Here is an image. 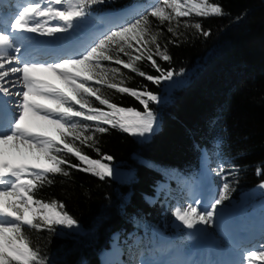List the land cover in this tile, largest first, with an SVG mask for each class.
I'll list each match as a JSON object with an SVG mask.
<instances>
[{"label": "trees", "instance_id": "obj_1", "mask_svg": "<svg viewBox=\"0 0 264 264\" xmlns=\"http://www.w3.org/2000/svg\"><path fill=\"white\" fill-rule=\"evenodd\" d=\"M133 1L104 0L101 9ZM208 2L220 5L223 14L181 18L201 23L208 36L181 26L178 31L182 35L177 39L167 32V22L159 25L150 18L152 30L162 32L158 42L162 48L167 46L172 58L168 62L154 56L159 66L177 75L195 69L185 83L166 95L162 94L163 83L153 84L108 62L120 68L114 82L123 80L122 86L146 88L161 97L159 104L149 105L157 114V128L145 140L106 125L107 132L95 133V147L113 157L110 165L132 174L126 181L111 177L101 180L63 165L69 176L50 175L53 183L36 191L37 199L63 202L64 210L82 229L81 234L60 236L55 226L53 231L25 226L31 246L39 250L45 264H99L98 254L108 246L114 232H150L164 213L158 204H148L145 197L153 194V187L161 180L174 183L195 175L203 150L217 173V183L222 187L229 184L227 200L247 191L258 207L264 204V0ZM136 66L147 74L159 75L146 59ZM96 87L118 106L143 111L134 97L107 86ZM91 101L96 107H104L94 97ZM76 146L99 158L93 148L79 142ZM60 155L73 164L80 163L71 154Z\"/></svg>", "mask_w": 264, "mask_h": 264}, {"label": "snow or ice", "instance_id": "obj_2", "mask_svg": "<svg viewBox=\"0 0 264 264\" xmlns=\"http://www.w3.org/2000/svg\"><path fill=\"white\" fill-rule=\"evenodd\" d=\"M103 2L26 0L9 27L11 33L55 36L68 32L76 22L89 15L91 6ZM193 14L219 16L223 10L208 0H154L143 13L117 24L78 53L55 61L22 60L21 48L11 33L0 32V93L10 95L3 83L10 74L17 77L16 83L20 86L14 93L18 102L7 121V129L0 126V264H45L39 250L31 246L25 226L35 230L47 227L53 231L57 225L73 228L77 224L64 210L63 202L36 198L39 188L53 183L50 175L69 176L63 165L91 173L101 180L114 174L109 163L113 157L101 154L95 147L98 143L95 133L107 132L105 125L140 137L154 132L158 117L149 105L159 104L161 97L146 88L122 86L123 80L114 82L121 74L120 68L107 67L105 62L122 66L156 85L171 81L177 73L161 68L154 59L157 56L170 62L172 58L167 46L162 48L158 42L162 32L159 28L155 32L152 30L150 18H155L159 25L167 22V32L177 39L182 35L178 31L181 26L208 36L210 33L203 30L201 23L181 21ZM121 54L128 59H122ZM145 59L159 75L147 74L136 66ZM96 85L134 97L143 106V111L118 106L103 97ZM93 97L104 107L93 106ZM3 103L0 100V104ZM76 142L93 148L99 158L94 159L81 151ZM61 153L73 155L80 163H71ZM257 174H260L259 169ZM228 191L229 184L224 183L219 198L209 206L210 210H200L198 203L196 206L189 203L186 207H177L173 215L188 229H194L198 224H212L217 206L229 198ZM242 256L241 264L264 261V245L249 249Z\"/></svg>", "mask_w": 264, "mask_h": 264}, {"label": "rangeland", "instance_id": "obj_3", "mask_svg": "<svg viewBox=\"0 0 264 264\" xmlns=\"http://www.w3.org/2000/svg\"><path fill=\"white\" fill-rule=\"evenodd\" d=\"M24 2L26 3V0ZM153 3H154V0H151L150 2H148V4H147L148 8ZM20 7H18L17 10H19ZM2 14H3V11H0V25H3L2 21H1V15ZM5 14H9L10 16H12V18L14 17L12 15L13 13H9L8 12V13H5ZM101 16L97 17V18H101ZM4 17H5V15H4ZM92 17L93 16L90 15V16H87L84 20L76 22L75 26L73 27V29L71 31L78 34L79 33V28L81 30H83V27L89 26V24H91L92 20L94 19ZM129 20L130 19L125 20V19H122L120 17L119 18V24L120 23H126ZM52 23H56V22H52ZM114 27L115 26H113V27H108L107 26L106 28L102 29L100 31V33H98L95 37H93L92 41L89 44H87V45H90L91 43H93V41H95L97 38H99L103 33H105L106 31H108V30H110V29H112ZM98 30H100V29H98ZM0 32H5V31L0 30ZM7 32H10V31H7ZM68 32L57 33L55 36L59 37L60 40H62L64 38V36ZM11 34H15V33H11ZM29 36L30 35H27V37H29ZM87 36H82V39H85ZM48 37H50L54 41H57L53 36H48ZM72 37H74V35ZM67 38H68V41L71 40L69 37H67ZM82 39L79 42H77V45L80 44ZM24 40H25V38L22 39L20 42H22ZM59 43H61V44H59V46L61 45V47L59 48V46H58L55 49L52 48V53L51 54H54V55L58 54V56H59L62 53L71 52L72 48L75 47V45H74V47H72L71 44H70V48L72 47L71 49H69V50H61L62 49V45L66 46L70 42H67L66 44H64L62 42H59ZM23 46H24V44L22 43L21 47H23ZM46 46H47V44H46ZM48 47H49V45H48ZM72 55H74V54L64 55V56L59 57L58 59L66 57V56H72ZM50 56L51 55L42 56L41 58H39V61H54L53 58H50ZM121 58L125 59V60L128 59L127 57H124V56L123 57L121 56ZM105 66L112 67L111 65L108 64V62H105ZM7 68H8V66L6 65L5 66V70H7ZM194 71H195V69L180 73V74L174 76L171 81H162V83H163L162 84L163 85L162 88L167 87L165 92L162 93V94L166 95L172 88H174L176 86L178 87V86L182 85L183 83H185L187 81V79H189L188 77L192 74V72L194 73ZM5 80H8L7 77L5 78ZM91 103H92V101H91ZM93 106H94V104H93ZM157 124H158V122H157ZM132 136L137 138V139L144 140V139H146L149 136V134H146V136H144V137L135 136V135H132ZM204 159H205V163H204V170L205 171L199 177L201 182L204 184V189L201 187V193L203 192V194L207 193L209 195H212V191H213L214 195H212L210 197L208 203L206 202L204 204V206L202 205L203 207L199 206V209L200 210H210L209 206L211 205V203H213L215 201V199L219 198L220 190H216V192H215V187L211 184L212 177H213V172L208 167V159L206 157H204ZM111 167L113 168V173H114L111 176V178H114L116 180H124V181H126L132 175L129 172H126L123 169H120V168H117V167H114V166H111ZM157 188H160V190H156ZM161 188H163V189H161ZM201 193H200V195H201ZM163 194H164L165 197L160 199ZM200 195H197V197H195V199H194L195 203H193L194 206H196L198 202L203 201L204 196L201 197ZM185 198L186 199H190L191 197L181 194L180 191H178L176 187H170L167 182H160L159 184L154 186V194H153V196L146 197L145 199H146L148 204H151V203L153 204V203L157 202V204H159L162 207V209H163L162 211H164L167 214V217L170 219V223L169 224L165 223V220L161 221L160 229L161 230H163V229L169 230L171 236L170 237H166L165 234H162L160 232L161 230L160 231H156V233L158 235V238H159L158 241L162 245L159 246V247L154 248V250H152L153 255L150 256L149 258H145L143 255H138V252L136 251V249L133 248V250L131 252L132 255H130L129 261H128L127 264H137V262L134 263V260L136 261V258H137V260H139V264H149L150 259H153V258L161 260L164 255L168 254V251H166V248H167L166 243H168V242H170V241H172L174 239H176V240L178 239L179 240L176 243V246L174 247L176 249H180V248H184V247L190 248V246L193 245L197 241H199L198 242V244H199V243H202V240L215 239L214 237H216L215 236L216 233L213 230V224H208V225L198 224L196 226V228L188 229L184 225H182L181 222L178 221L176 219V217L173 215V212L175 211V209L177 207L183 208V207H186L188 205L187 202L189 203L190 200L187 201L186 203H183ZM184 204H187V205H184ZM226 207H228L229 210H227ZM233 207H234V211L237 212V214H236V222H233V225L235 227L239 228V230L240 229L243 230V226H248L247 231L250 230L251 228H250L249 224L251 222V219L248 218V217H252L253 218V222H252L251 226L259 228L260 230L264 231V224H262L261 222H255V219L258 217V215H260V214H262L264 212V207H263V209L261 211H259V212L257 211L256 212L255 209H253L254 206L251 204L247 193H241V194H239L237 196L236 200L235 199H231L225 204L222 203V204L218 205L217 206V210H216V214H215L214 219H213V223L214 224L217 223V221L219 220L220 214L224 213L225 209L228 212H231L230 208H233ZM251 208L254 211H251ZM227 213L224 215V217L227 216ZM244 216H247V217H244ZM225 221H226V225H227L229 223L228 222L229 220L227 219ZM227 226L232 230L231 225L228 224ZM55 227L58 229V233H59L60 236L65 235V233H73V234H81L82 233L81 228L77 224L73 228H67V227L60 226V225H57ZM251 231L256 234V229L255 228L251 229ZM195 235L197 237L194 238L193 236H195ZM137 241H139V237H134L132 234L125 235V236H124V234H120V233L112 234L110 240L108 241V248H106L105 250H103L101 252L100 257L102 255V253H105L104 255H108L110 253L109 250H111V246H112L111 244L115 243L112 246V247H114L113 250H112L113 251V255H114V260L111 262V264H119L121 248L123 250H126L125 253L128 254V251L132 248V246L133 245L134 246L137 245ZM174 241H173V243H174ZM218 241L222 242L223 244H226L221 239H218ZM138 244H139V246L140 245H142V246L145 245V243L141 239H140ZM261 245H264V243L261 244ZM256 247H258V246H254L253 248H256ZM147 251H150V250L148 249ZM176 253H178V252H176ZM225 253L229 254L228 251H225V252H223V255H226ZM169 254H170V252H169ZM99 260H100V264H102L101 258ZM257 262H258L257 264L261 263V261H257ZM239 264H240V261H239Z\"/></svg>", "mask_w": 264, "mask_h": 264}, {"label": "bare ground", "instance_id": "obj_4", "mask_svg": "<svg viewBox=\"0 0 264 264\" xmlns=\"http://www.w3.org/2000/svg\"><path fill=\"white\" fill-rule=\"evenodd\" d=\"M2 1L5 2L6 0H2ZM6 13H8V12H6ZM11 19H12V16H10L9 14H5V17L2 18L3 22L6 23V25L10 22ZM11 35L13 36V38H14L16 43H18V41H21L24 38H25V40H28V44L25 45V47L21 49V52L19 54L22 60L23 59L35 60L37 58L38 52L39 53H41V52H49L51 54L52 53V48L55 49V48H57L59 46V44H61V43H59L57 41H54L53 39H51L48 36H44L43 40L35 41L33 39L34 37H32V36L38 35L37 33L16 32L15 34H11ZM27 35H30V36L27 37ZM67 37H69L71 40L68 41ZM67 37L65 38V41L62 42V43H64V44H66L67 42H70V43L67 44L66 46L62 45V49L61 50H69L72 47H74V45H75L74 49L77 50L83 44L88 42V40L90 38V37H86L85 39H82V36H77V35H74V37H71V36H67ZM81 39H82V41L80 42L79 45H77V42H79ZM46 44H47V46H46ZM70 44L72 46L71 48H70ZM48 45H49V47H48ZM31 47H36L37 48V52H35L34 55H29L28 54L30 52L29 50L31 49ZM60 47H61V45L59 46V48ZM67 53H69V52H65V54H67ZM7 79L8 80H5L3 83H4V87H7L9 89L10 95L3 96V94L0 93V100H2L4 102L3 104H0V111H2V116L1 117L4 118L6 121H8V119L10 118L11 112L14 110V105L18 102V97H16L14 95V93L20 90L19 84L16 83V79H17L16 76H13V75L10 74L7 77ZM9 81H11V83H9ZM13 84H15V86H13ZM161 189H163V188H161ZM156 190H160V188H157ZM189 203L193 204L194 203L193 199H191ZM189 203L187 202V204H189ZM187 204H184V205H187ZM228 220H229L228 224L231 225L232 231L239 230V228H237V227H235L233 225V222L235 220H233V221L231 219H228ZM240 230H242V229H240ZM244 237H245V235L242 236L241 240H244ZM247 238L245 240H247ZM240 242H243V241H240ZM114 244L115 243H112L111 245L113 246ZM199 244L208 245V246H210V248H214L215 251H218L219 246H223L224 245L222 242L216 241L215 239L202 240V243H199ZM112 246H111V250H109L110 253L108 255H104L105 253H102V255L100 257L102 264H111V262L114 260V255H113V251H112L114 247H112ZM225 254L226 255H223L224 257L225 256L226 257L231 256L230 253L229 254L225 253ZM240 262H241V259H240ZM200 263L203 264V262H200ZM200 263H198L197 260H194L191 264H200Z\"/></svg>", "mask_w": 264, "mask_h": 264}, {"label": "water", "instance_id": "obj_5", "mask_svg": "<svg viewBox=\"0 0 264 264\" xmlns=\"http://www.w3.org/2000/svg\"><path fill=\"white\" fill-rule=\"evenodd\" d=\"M166 88H167V87H165L163 91H165V90H166Z\"/></svg>", "mask_w": 264, "mask_h": 264}]
</instances>
